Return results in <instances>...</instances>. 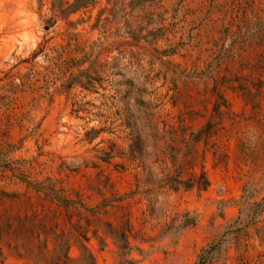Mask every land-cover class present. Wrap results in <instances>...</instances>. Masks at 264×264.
I'll return each mask as SVG.
<instances>
[{
  "label": "rangeland",
  "instance_id": "374dc122",
  "mask_svg": "<svg viewBox=\"0 0 264 264\" xmlns=\"http://www.w3.org/2000/svg\"><path fill=\"white\" fill-rule=\"evenodd\" d=\"M82 245L264 264V0H0L3 262Z\"/></svg>",
  "mask_w": 264,
  "mask_h": 264
},
{
  "label": "trees",
  "instance_id": "16d2710c",
  "mask_svg": "<svg viewBox=\"0 0 264 264\" xmlns=\"http://www.w3.org/2000/svg\"><path fill=\"white\" fill-rule=\"evenodd\" d=\"M82 247L87 252L86 247L83 246V245H82ZM126 247H127V245L123 246V248H126ZM87 253H88L87 256L90 258V260L92 261V264H93L94 259H93L92 255L89 254V252H87ZM211 254L212 253H211V247L210 246L207 247V248H204L201 251V253L198 255V258H197V261H196L195 264H208L209 263V260H210V257H211ZM2 256H3L2 255V251L0 249V264H4L3 257ZM66 258H68V257L66 256Z\"/></svg>",
  "mask_w": 264,
  "mask_h": 264
}]
</instances>
